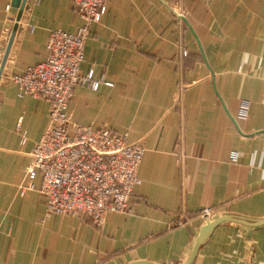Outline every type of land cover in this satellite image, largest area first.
<instances>
[{"label":"crops","instance_id":"obj_1","mask_svg":"<svg viewBox=\"0 0 264 264\" xmlns=\"http://www.w3.org/2000/svg\"><path fill=\"white\" fill-rule=\"evenodd\" d=\"M162 1L184 22L159 0H105L85 44L80 77L98 87L75 86L73 123L144 150L129 212L97 228L48 214L40 176L25 179L48 104L12 78L45 60L51 31L80 25L69 0H27L0 79V264H185L200 210L264 220V0ZM12 2L0 0V63ZM190 264H264V226L217 225Z\"/></svg>","mask_w":264,"mask_h":264},{"label":"built area","instance_id":"obj_2","mask_svg":"<svg viewBox=\"0 0 264 264\" xmlns=\"http://www.w3.org/2000/svg\"><path fill=\"white\" fill-rule=\"evenodd\" d=\"M69 3L80 19L76 32L51 31L45 60L12 78L19 96L48 104V126L32 149L25 179L31 188V182L40 176L38 192L48 214L84 218L99 228L108 213L129 212L133 190L141 185L138 171L144 150L129 143L126 134L73 123L68 106L75 86L98 87L92 82V72L86 78L80 77V66L90 28L100 23L106 4L105 0ZM248 107V102H239L238 119L247 118ZM237 157L231 153L228 161L235 163ZM211 213L210 209H202L197 217L206 219Z\"/></svg>","mask_w":264,"mask_h":264},{"label":"water","instance_id":"obj_3","mask_svg":"<svg viewBox=\"0 0 264 264\" xmlns=\"http://www.w3.org/2000/svg\"><path fill=\"white\" fill-rule=\"evenodd\" d=\"M159 1L167 7L165 2H163L162 0H159ZM26 2H27V0H13V2L11 4L12 7L17 9L18 12H17V16H16V22L13 25V28L11 30V33H10V36H9V39H8V42H7L1 63H0V79H1L3 69L5 67L9 52H10V48H11L13 39H14L15 34L17 32L18 23L21 19L22 13L26 7ZM167 8H169V7H167ZM169 10L175 19L184 22L183 17L177 15L170 8H169ZM224 222L234 223V224H238V225H242V226H246V227H252V228L264 226V220H249V219L239 218V217H234V216H222V217H218L214 220L205 219L204 225L201 226L200 229L198 230V234L194 240V244L192 246V249L190 251V254H189L188 259H187L185 264L191 263L197 249L204 243V241L210 235V233L214 229V227H216L217 225L224 223ZM133 264H149V263L136 262Z\"/></svg>","mask_w":264,"mask_h":264},{"label":"rangeland","instance_id":"obj_4","mask_svg":"<svg viewBox=\"0 0 264 264\" xmlns=\"http://www.w3.org/2000/svg\"><path fill=\"white\" fill-rule=\"evenodd\" d=\"M206 219H208V218H206ZM205 220V219H204Z\"/></svg>","mask_w":264,"mask_h":264}]
</instances>
